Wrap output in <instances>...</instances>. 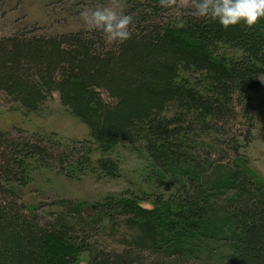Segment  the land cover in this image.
<instances>
[{"label":"trees","instance_id":"trees-1","mask_svg":"<svg viewBox=\"0 0 264 264\" xmlns=\"http://www.w3.org/2000/svg\"><path fill=\"white\" fill-rule=\"evenodd\" d=\"M186 1L167 21L155 12L160 0H138L139 12H125L134 23L122 44L94 30L0 40V93L27 113L58 94L91 137L61 151L52 138L0 132V264H77L83 253L88 264H264V183L237 164L254 126L244 136L231 127L240 117L253 123L264 21L224 29L193 18ZM118 146L141 148L173 189L154 210L110 197L89 214L61 201L42 217L19 201L17 189L43 168L119 178L107 156ZM106 222L126 228L123 249L95 241Z\"/></svg>","mask_w":264,"mask_h":264},{"label":"rangeland","instance_id":"rangeland-1","mask_svg":"<svg viewBox=\"0 0 264 264\" xmlns=\"http://www.w3.org/2000/svg\"><path fill=\"white\" fill-rule=\"evenodd\" d=\"M186 3V0H177L172 8L158 6L155 12H167L163 19L168 21L170 16L181 12ZM138 4V0H0V40L15 35L60 37L89 33L92 30L79 15L85 7L109 6L124 12H139ZM149 6L143 5L145 9H150ZM232 53L229 50L228 56ZM250 111L253 123L240 117L231 126L235 134L241 136L250 124L254 126L252 141L249 145L242 143L237 164L264 183V76L259 78L257 88L250 96ZM0 132L27 139L35 136L52 138L63 146L61 151L91 141L88 128L63 107L58 94H54L39 112L27 113L0 93ZM104 152L94 148L93 159H101ZM107 156L118 161L119 178H105L96 173L69 178L59 167L51 165L53 168L35 171L28 185L17 189L19 201L30 211L37 209L35 212L42 217L57 211L61 201L68 202L73 208L81 207L89 214L94 206L110 197L139 199L142 208L154 210L155 199L166 198L173 190L160 178L159 170L141 148L118 146L107 151ZM102 228L95 241L108 249H123L128 240L124 225L118 230L106 222ZM88 260V253L77 255V264H88Z\"/></svg>","mask_w":264,"mask_h":264},{"label":"clouds","instance_id":"clouds-1","mask_svg":"<svg viewBox=\"0 0 264 264\" xmlns=\"http://www.w3.org/2000/svg\"><path fill=\"white\" fill-rule=\"evenodd\" d=\"M161 6L172 8L176 0H160ZM90 30L103 34L106 44L124 43L132 36L133 16L109 6L85 7L79 13ZM191 16L211 19L224 29L234 26L253 28L264 21V0H192ZM175 27L184 28L183 17L175 18Z\"/></svg>","mask_w":264,"mask_h":264}]
</instances>
